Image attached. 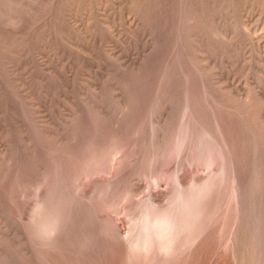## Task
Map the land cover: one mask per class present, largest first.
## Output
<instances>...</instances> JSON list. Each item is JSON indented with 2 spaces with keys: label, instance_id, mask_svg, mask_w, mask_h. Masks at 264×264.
Instances as JSON below:
<instances>
[{
  "label": "rangeland",
  "instance_id": "rangeland-1",
  "mask_svg": "<svg viewBox=\"0 0 264 264\" xmlns=\"http://www.w3.org/2000/svg\"><path fill=\"white\" fill-rule=\"evenodd\" d=\"M221 168L136 264H264V0H0V264H129L142 203Z\"/></svg>",
  "mask_w": 264,
  "mask_h": 264
},
{
  "label": "bare ground",
  "instance_id": "bare-ground-1",
  "mask_svg": "<svg viewBox=\"0 0 264 264\" xmlns=\"http://www.w3.org/2000/svg\"><path fill=\"white\" fill-rule=\"evenodd\" d=\"M186 133H182L180 136L178 135L180 140L179 143L186 139ZM205 141L206 135H203L198 143V146L205 145ZM182 144H178V146L180 147ZM212 153L211 149H208L205 153L204 161L207 165L212 164ZM223 173V169L221 168L218 173H215L216 175L211 177L208 176L209 178L204 180L202 183L199 180L200 184L196 183L197 185H194L193 183V185L191 184L192 186H189L188 188L186 187V189H183V185L181 187L180 183L176 180L174 184L175 191L171 196V199L169 198L168 200V202H170H166L167 206L165 205V207H163L164 205L161 206L163 208L157 205L160 204L156 202L159 199L157 196L151 198L146 203L143 201L144 203H142V205H144L140 208L142 209L141 214L137 217L135 220L136 222L134 223L137 227V231H133L135 233H131L132 231L130 230L129 233L132 235L129 234L124 236L126 239L125 241L129 243L127 251L129 259L124 256L128 262L130 261L131 264H136L140 260H145L146 262V260L150 258V253H153L150 254L153 256L151 257L153 260H156V257L165 258L166 256L172 254V252L177 248V245H179V248L185 247L186 245L190 246L191 242L193 245L194 242L198 240L199 235L202 232L201 230V232L197 230V224L203 215V202L215 186L221 182L223 179ZM42 203L43 202H40L39 204L37 203L38 205H36L35 217L38 218L39 221L38 228L40 230V235L42 237H47L55 233L61 218L58 215H54L56 217L51 216L49 219L46 217L45 219H42L40 217L43 215L44 204ZM196 230L197 232L195 233V238L192 237V241L188 240L187 237L192 233L194 234ZM187 240L189 242H187ZM154 255L157 256L155 257ZM142 263L144 264V262Z\"/></svg>",
  "mask_w": 264,
  "mask_h": 264
}]
</instances>
